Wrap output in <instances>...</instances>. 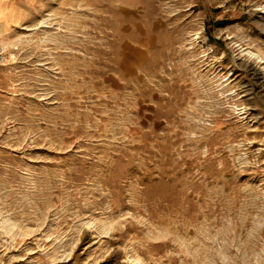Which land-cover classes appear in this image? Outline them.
<instances>
[{
	"label": "rangeland",
	"instance_id": "obj_1",
	"mask_svg": "<svg viewBox=\"0 0 264 264\" xmlns=\"http://www.w3.org/2000/svg\"><path fill=\"white\" fill-rule=\"evenodd\" d=\"M18 3L0 264H264V0Z\"/></svg>",
	"mask_w": 264,
	"mask_h": 264
},
{
	"label": "crops",
	"instance_id": "obj_2",
	"mask_svg": "<svg viewBox=\"0 0 264 264\" xmlns=\"http://www.w3.org/2000/svg\"><path fill=\"white\" fill-rule=\"evenodd\" d=\"M18 1L0 0V46L5 45L7 41L6 32H11L14 27L22 26L26 12L23 10V5L19 4ZM2 65L3 63L0 66Z\"/></svg>",
	"mask_w": 264,
	"mask_h": 264
},
{
	"label": "built area",
	"instance_id": "obj_3",
	"mask_svg": "<svg viewBox=\"0 0 264 264\" xmlns=\"http://www.w3.org/2000/svg\"><path fill=\"white\" fill-rule=\"evenodd\" d=\"M4 51L0 48V65L4 62Z\"/></svg>",
	"mask_w": 264,
	"mask_h": 264
},
{
	"label": "bare ground",
	"instance_id": "obj_4",
	"mask_svg": "<svg viewBox=\"0 0 264 264\" xmlns=\"http://www.w3.org/2000/svg\"><path fill=\"white\" fill-rule=\"evenodd\" d=\"M13 55H14V54L9 53V54H8V58L11 59V58L13 57Z\"/></svg>",
	"mask_w": 264,
	"mask_h": 264
}]
</instances>
